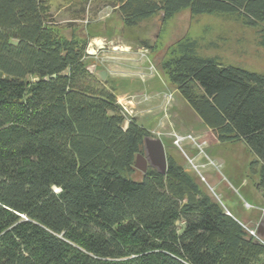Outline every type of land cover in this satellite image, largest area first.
<instances>
[{
  "label": "trees",
  "instance_id": "trees-1",
  "mask_svg": "<svg viewBox=\"0 0 264 264\" xmlns=\"http://www.w3.org/2000/svg\"><path fill=\"white\" fill-rule=\"evenodd\" d=\"M104 1L128 25L237 16L264 47V0ZM54 29L45 0H0V264H258L264 242L175 158L129 177L152 135L89 88L86 45ZM163 68L219 144L245 146L264 193V76L189 53Z\"/></svg>",
  "mask_w": 264,
  "mask_h": 264
},
{
  "label": "rangeland",
  "instance_id": "rangeland-1",
  "mask_svg": "<svg viewBox=\"0 0 264 264\" xmlns=\"http://www.w3.org/2000/svg\"><path fill=\"white\" fill-rule=\"evenodd\" d=\"M45 2L56 34L64 39L73 37L80 44H85L86 66H94L95 72H107L105 80L96 73L85 79L94 93L101 92L104 87L110 91L125 89V79L129 78L134 66L150 68L155 76L163 77L164 109L161 102L152 100L146 93L134 96V93L128 92L124 94V105L129 111L126 114L146 124L144 127L153 137L163 138L167 156L175 158L204 192L224 205L245 227L256 230L264 213V193L255 187L257 176L247 171V165L254 160L253 156L245 150L244 145L217 144L209 147L196 133L178 130L176 115L184 118L187 129H196L208 140L211 134L199 122L194 120L195 125L193 120L188 119V113H193L177 93L163 67L182 54L189 53L264 76V47L260 45L259 33L261 27L252 28L237 16L193 15L188 10L163 22L160 15H155L128 25L113 4L104 0ZM139 79L147 80V76ZM174 102L175 113L172 112ZM129 103L134 104V107L131 108ZM158 112H162V120L159 123L158 118L149 126L146 122L151 121ZM187 134L196 137L203 152L192 143L187 145L189 143L184 142L181 148L174 144L176 136ZM193 152H197V157ZM143 175L136 170L129 177L140 181ZM258 260V264H264V254Z\"/></svg>",
  "mask_w": 264,
  "mask_h": 264
},
{
  "label": "crops",
  "instance_id": "crops-1",
  "mask_svg": "<svg viewBox=\"0 0 264 264\" xmlns=\"http://www.w3.org/2000/svg\"><path fill=\"white\" fill-rule=\"evenodd\" d=\"M107 76H108V74H107ZM128 76H129V78L125 79L126 88L125 89L118 88V90L115 91V94L117 96L118 102H120L122 105H124V104L126 105V101H125V95L126 94L125 93H128V92L134 93L135 94L134 96H138L136 94H139V93H146L150 98H153L152 100H157V101L161 102L162 109H164L163 108V106H164V79H163V77L155 76L154 71L153 72L150 71V68L139 67V66H134L132 71H130ZM139 76L140 77L147 76V80H142L141 81V79H139L140 78ZM177 93H179V92L177 91ZM136 103H138V102L136 101ZM185 103L188 106V108L191 109L186 101H185ZM129 105H130L131 108L134 107V104H132V103H129ZM172 106H173V111L172 112L175 113L174 112V110H175V102H174V105L172 104ZM182 108H184V107H182ZM190 111H191V113H193V115L192 114L190 115V113H188L189 114L188 119H190L191 121L193 120V122H194V120L196 122H199L201 124V125L199 124L200 126L205 127L207 129V131L210 132V130L203 124V122L195 114V112L192 109ZM182 112L184 114L186 113L184 111V109H182ZM174 115H176V114H174ZM162 116H163L162 112H158V114L154 115V118H152L151 121H147L146 123H148L149 126L151 124L153 125L154 121H156V119H158V118H159L158 121L160 123V121L163 118ZM132 118H135V117H132ZM176 119L178 120V121H176V124L178 126V130L182 131V133L183 132L196 133L197 136H199L201 138V140H203L207 144V146H209V147L212 146V145L219 144L212 134H210L211 139L209 137V140H208L207 136H205V138H204L203 135L200 134L199 131L198 132L196 131V129H193V128L192 129H187L185 127V120H184V118L181 119L180 115H176ZM137 122L139 123L138 120H137ZM139 124L142 125V126H146V124H142V123H139ZM194 124H195V122H194ZM199 125H197L196 127L199 128ZM206 138H207V140H206ZM161 140L163 141V138H161ZM187 145H190V143L187 144ZM220 145H225V144H220ZM193 153L195 154V152H193ZM195 155L197 157L198 154H195Z\"/></svg>",
  "mask_w": 264,
  "mask_h": 264
},
{
  "label": "water",
  "instance_id": "water-1",
  "mask_svg": "<svg viewBox=\"0 0 264 264\" xmlns=\"http://www.w3.org/2000/svg\"><path fill=\"white\" fill-rule=\"evenodd\" d=\"M164 21V15L161 16V22ZM91 74L96 73L99 78L105 80L107 77V72L105 70H97L95 72V67H87ZM49 80V78H46ZM38 81V79H35ZM129 121L124 123V129L128 128ZM134 167L136 170L141 171L143 174L147 173L148 169H154L160 174H166L167 172V155L164 143L161 139L146 136L143 140L142 152L137 154ZM179 224V223H177ZM185 227V224H181ZM257 242H264V214L260 223L256 228Z\"/></svg>",
  "mask_w": 264,
  "mask_h": 264
},
{
  "label": "built area",
  "instance_id": "built-area-1",
  "mask_svg": "<svg viewBox=\"0 0 264 264\" xmlns=\"http://www.w3.org/2000/svg\"><path fill=\"white\" fill-rule=\"evenodd\" d=\"M121 106H122V108H123V114L126 116V117H128V113H129V111H128V109L124 106V105H122L120 102H118ZM127 113V114H126ZM129 118V117H128ZM188 141V142H187ZM197 139H196V137H194L192 134H187V135H183V136H176V138H175V142H174V144L177 146V147H179V148H181V146H182V144L185 142V143H192V144H194L195 146H196V148H198L201 152H203V147H199L198 146V144H197ZM227 214L228 215H230V213L229 212H227ZM245 227V226H244ZM246 229H247V231H248V233L251 235V236H253L255 239H257V235H256V230H253V229H250V228H247V227H245Z\"/></svg>",
  "mask_w": 264,
  "mask_h": 264
},
{
  "label": "bare ground",
  "instance_id": "bare-ground-1",
  "mask_svg": "<svg viewBox=\"0 0 264 264\" xmlns=\"http://www.w3.org/2000/svg\"><path fill=\"white\" fill-rule=\"evenodd\" d=\"M197 142V141H196Z\"/></svg>",
  "mask_w": 264,
  "mask_h": 264
}]
</instances>
